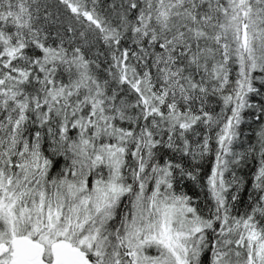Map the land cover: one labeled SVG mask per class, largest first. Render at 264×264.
Segmentation results:
<instances>
[{
    "label": "snow or ice",
    "instance_id": "snow-or-ice-1",
    "mask_svg": "<svg viewBox=\"0 0 264 264\" xmlns=\"http://www.w3.org/2000/svg\"><path fill=\"white\" fill-rule=\"evenodd\" d=\"M0 264H264V0H0Z\"/></svg>",
    "mask_w": 264,
    "mask_h": 264
},
{
    "label": "trees",
    "instance_id": "trees-1",
    "mask_svg": "<svg viewBox=\"0 0 264 264\" xmlns=\"http://www.w3.org/2000/svg\"><path fill=\"white\" fill-rule=\"evenodd\" d=\"M207 170H208V168H207V166H206L205 171H207ZM186 190H189V194H192L193 192H195V193H200V190H199L198 188H196L194 185H192L191 182H188V189H186ZM241 195H242V197H243L244 199L247 198V193H246V192L241 193ZM203 196H204V194H203V193H200V198H201V199H203Z\"/></svg>",
    "mask_w": 264,
    "mask_h": 264
}]
</instances>
